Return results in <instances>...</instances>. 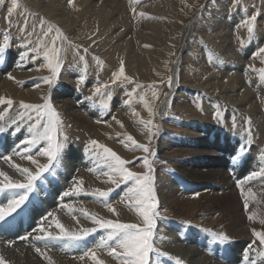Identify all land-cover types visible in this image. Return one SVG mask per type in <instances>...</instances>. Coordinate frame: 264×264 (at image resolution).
<instances>
[{
	"label": "rangeland",
	"instance_id": "1",
	"mask_svg": "<svg viewBox=\"0 0 264 264\" xmlns=\"http://www.w3.org/2000/svg\"><path fill=\"white\" fill-rule=\"evenodd\" d=\"M234 2L235 0H138V2L136 0H72L69 3V0H19L21 5L17 10L19 15L14 14L10 18L13 21V24L10 26L8 19H6L7 8L10 7V0H5V4L0 6V48L3 47L4 35L10 37L11 46L5 53V62L0 64V84L4 82V86H0L3 88H0L3 91L0 92V99L10 98L14 101V104L11 108L5 104H0V116L4 118L0 121V126H6L5 132L0 135V140L2 141L0 143V149L4 148L6 150L4 151V156L11 157V160H5L2 158L3 156L0 157V170H4L5 172H1L11 179H14V181L24 183L26 182L25 176L18 172L14 165H19L21 168H28L33 173L36 172L38 167L37 164H33L31 161L22 158L29 153L16 154L20 142L26 136L25 130L28 126L27 121H25L21 123L18 131L13 132L15 125L11 124V120L16 118L19 112L23 111L19 108L21 101L32 105H43L45 98H50L62 121L60 125L61 136L67 135L68 140L60 165L51 171V173L45 172L42 174L40 180L36 181L37 191L35 190L31 193L29 200L22 206L24 210L18 209L19 214H13L14 219L6 218L5 221L0 222V233L16 231L18 235L23 236V234L25 235L30 232V229L26 230L23 228V225L29 221L24 211L29 208L28 204L30 203H35L36 207L40 208V201L38 197L36 198L37 193L40 189L44 192L48 191L45 197L50 195L51 202L49 204L52 206L49 212L53 213L52 216L48 217L50 220L52 218L54 220L52 219L48 224L47 221L49 219H46L47 221H42V218L40 219L47 231L59 233V229L54 227L55 225L53 224L55 223L53 222L56 218L59 219L61 217L59 220L60 223L64 227L66 226L65 228L72 233H76V231L80 233L83 229L93 228L96 231L84 236L79 242H50L49 250H53H51V253L48 252V249L45 247L41 248L42 245L38 244L41 250L43 249L42 252L49 253H45L49 258L46 259L47 261L44 256L40 257L42 255L36 252V248L33 245H31L32 248L30 247L32 249V255H38L35 257L37 260L43 258L40 259L42 261L41 264H59L61 260V264H95V261L90 257L85 256L86 258L82 260L80 256L89 249L97 248L103 235L105 237L108 234V230L102 229L99 225L92 223L90 216L94 215L97 218L112 220L114 222L133 223L144 226L142 217L131 206L133 202L127 198L121 199L122 197H126L127 186L121 184L120 187H116L110 182H107L108 177L100 174L105 170L103 161L95 158L91 151L93 147L91 141L95 140L98 144L112 149L122 159L128 161L127 167L131 171L138 174H147L148 169L141 163V159L149 154L135 148L127 140V136L131 135L137 143L149 146L156 153L155 159L157 162L153 164L154 172L152 173L155 177L154 195L157 198L158 212L155 221L154 243L160 251L168 253L173 258L169 260L168 257H161V264H172L171 261L174 263L177 259L182 264L191 262L197 264L198 261L202 264L210 262L211 264H218L219 262L227 263L228 259L225 258V253L229 252L230 254L234 252L233 248L235 247L238 248L236 255H241L240 261L237 264H243V252L247 245L241 251L242 253L239 251V248L244 247V244L248 240L251 242L255 239L251 231L253 228L256 229L257 227L258 231L264 228V226L260 225V227L259 224L257 225L255 220L250 221L248 216L255 214V218L257 219L264 218V208L261 209L263 212L258 210L254 202L251 201L249 210H244L241 190L236 187L237 183H235L236 177L231 180L233 186H235L234 193H232L235 197L232 200L230 199L231 196L227 195L231 191L226 190L224 195L215 196L214 198L212 197L213 199L206 201L204 188L201 187L208 186L211 181L209 182L206 176L202 175L200 177L201 173L199 172L191 174L192 169L190 165L179 161L182 156H187L185 153L189 151L191 154H196L195 157L198 156L199 158L196 157L198 160L209 159V162L211 160L210 167H216V171L220 173L226 174L232 171L236 174L237 172L244 173L247 171L245 167L236 168L233 171L229 164L231 156L238 151V147H236L238 139L235 138L238 134L231 133L233 129L228 126L230 123L233 124L232 117L235 115H233L234 111L232 110H235L237 107L246 108L249 113L248 117L251 119V124L254 125L256 122V125L259 126V123H261L260 125L263 126H259L263 129V132L257 126V130L252 128L253 136L247 142L250 144V147H253V151H250L251 154L249 152L246 155L244 153L239 154L242 157L240 160L241 165L243 166L246 159L251 160V158L258 159L257 162L259 164V155L261 152H264V81H261L259 76V70H264V60H262L264 54L252 58L253 53L256 52L258 47H264V0H241V3L236 5L235 9H231L230 6ZM253 5H255V8ZM244 6L247 7L248 14L253 13L257 8L260 9L261 17L258 18L256 39L242 48L240 39L248 40V34L245 28H236V25L244 18ZM140 13L144 15L141 16ZM41 18L46 22L45 27L50 24L54 28H59L74 46L80 45V55H82L84 49L88 50L86 54L88 58L85 57L87 61L86 71L83 62L79 60L76 54H73L74 57L70 61L67 54L68 51L70 52L71 46L66 43L64 44L65 50L60 53L63 60V67L60 71L61 76L59 75L58 81L54 86H49L44 83V79L50 77L51 72L47 66V61L43 58V48L40 49L41 55L39 58L33 60L31 58L33 54L30 52L29 57L27 59L25 58V61L28 62L19 66V61H21L19 60V55L23 51L21 47L23 34L19 29L23 28L25 21H27L28 29L31 30L34 24L38 25ZM55 18L58 20H55ZM35 32L30 37L33 45H29V48L38 43L37 37L42 34L39 27L35 29ZM53 36L54 31L50 37L52 38ZM50 37L45 38V44L49 43ZM237 37H240V39ZM60 43V41H57V47H60ZM18 51L20 52L18 53ZM71 51L73 52V49ZM162 51L166 52V56ZM158 54L160 55L158 56ZM94 57H98L101 63L97 64ZM217 57L222 59L223 62L219 63ZM121 62H123L125 68V76L131 78L130 82L124 80L123 77L113 82V76L119 71ZM152 62H155V64ZM249 65L252 68H249ZM18 67H22V69H19L22 70L21 73L17 72ZM155 69L156 71H153ZM252 69H256L257 71H253ZM7 73L15 79L9 80ZM145 74L150 75H147L148 79H146ZM81 75L86 76L82 83L79 80ZM135 75L137 78L134 77ZM163 75L164 77H162ZM169 78H172L171 87L168 84ZM138 79L139 81H137ZM5 81L8 83L6 84ZM11 84L14 87H11ZM105 84L108 85L107 88L103 87ZM97 86H101L99 93L96 92ZM13 93L15 94L13 95ZM9 94H11V97ZM211 94L212 96H210ZM89 97L92 99H88ZM252 98L253 101H251ZM145 100L152 109L151 113L148 110L149 107L147 108L145 106ZM133 102L134 104L136 103L134 108ZM105 104L108 105L107 108L104 107ZM245 104L246 106H243ZM140 105L142 108H140ZM231 106L233 107L230 108ZM249 107L252 109L251 111H248L250 110ZM253 109L256 110L253 111ZM72 111L74 112L73 115L71 114ZM136 115H141L142 118L140 116L137 118ZM142 115L145 116L143 117ZM113 116L115 120L112 119ZM130 117L133 118L131 119ZM140 120H144L145 122L152 121V125H155L152 131L156 134L151 135L144 125H141ZM97 121L100 122L98 123ZM117 121L120 123H117ZM222 122L227 127L224 126L225 129L223 132L221 131L223 128H220ZM121 124H123V127L120 126ZM84 125L86 126L84 127ZM197 131L198 135L196 134ZM226 138H229L230 141L228 142ZM242 141H245L244 129L239 143ZM162 143L165 145L164 149H170V151L162 152L160 149L162 148ZM220 146L224 148L221 149ZM97 151L100 150L97 149ZM202 152H205L204 156ZM210 155L211 157H209ZM69 156L72 157L69 158ZM35 159L39 165L48 163L47 158L43 156L37 155ZM80 159H83L82 162L79 161ZM149 159L151 160L152 157H149ZM218 160L224 162V166H227L226 169L221 164L220 166L214 164ZM76 162L80 166H77L78 171L73 172V166L69 164H76ZM227 163L229 164L230 170ZM182 170H184V174H182ZM226 175L232 176L231 173ZM244 176L242 174L240 178ZM2 180L3 177H0V181ZM80 180L83 181L81 186L82 190L80 193H74L73 189L76 186V182ZM219 182L218 184H223L221 180ZM245 188H250L252 192L256 193L257 190L263 187L258 181H245ZM97 189L101 191L112 190L109 200L111 201L112 207L114 206L115 212L104 207L103 204L97 202V198L90 195ZM195 189L197 192L194 193L193 191ZM65 191H69L70 195L63 196L61 199ZM7 192L10 191L6 190V192L0 193V204L6 203L3 201L4 198L2 199V195ZM85 193L88 194L86 195ZM55 201L58 202L57 206L55 205ZM179 202H183L184 204ZM65 203L72 206V215L66 208L62 207ZM201 204L203 205L201 206ZM224 209H227V211ZM208 210L209 212H207ZM54 213L56 214L54 215ZM16 215L17 222L15 220ZM63 215L65 216L64 218ZM14 220L15 222H13ZM49 225L51 226L50 228ZM159 226L164 227L159 228ZM210 231L216 234H226L230 238V242L223 244L214 242L213 236L209 234ZM36 232L37 229L34 234ZM40 234L38 233L37 235ZM164 234H167L169 241L165 239ZM246 234L248 236L245 238ZM33 235H30L28 240H36L32 238ZM177 235L180 236L178 237ZM249 238H252V240ZM60 243L64 244V247L69 244L72 248L80 246L85 249L83 252L82 250H78L77 255L74 256L66 253L63 255L64 252L62 249H58ZM56 244L57 246H55ZM83 244L84 246H82ZM7 246L10 245L0 246L1 252L9 248ZM256 247H259L258 240L256 241ZM14 249H17V247ZM60 251L62 252L60 253ZM59 255L62 257L60 260H58ZM254 256L250 255V257ZM97 257L105 261V264H120L117 259L109 256L108 252L104 249L97 251Z\"/></svg>",
	"mask_w": 264,
	"mask_h": 264
},
{
	"label": "snow or ice",
	"instance_id": "2",
	"mask_svg": "<svg viewBox=\"0 0 264 264\" xmlns=\"http://www.w3.org/2000/svg\"><path fill=\"white\" fill-rule=\"evenodd\" d=\"M71 2L72 0H69V3ZM136 2H138V0H136ZM240 3L241 0H235V2L230 6L231 9H235L236 5ZM4 4L5 0H0V6H3ZM20 7L21 5L19 0H10V7L7 8L6 18L8 19L10 26L13 24V21L10 18L13 17L14 14L19 15L17 10ZM253 7L255 8V5H253ZM133 11H135V9H133ZM243 13L244 18L236 25V28H245L248 34V40H243L237 37L240 39L242 48L256 39L258 31V18L261 17V11L257 8L253 13L248 14V9L246 6H244ZM140 15L143 16L144 14L140 13ZM45 23L46 22L43 20V18H41L38 25L34 24L32 29L29 30L27 21H25L24 27L20 29L21 33L23 34V43L21 44L23 51L20 53V60L23 62L25 58L29 57L30 52L33 54L31 57L33 60L39 58L41 55L40 49L43 48V57L47 61V66L51 72V76L46 77L44 79V83L48 84L49 86H54L58 81L61 68L63 67V60L60 53L65 50V43L73 48V51L79 57V60L83 62L85 71L87 69V61L85 60L84 56L79 54V46H74L59 28H54V26L50 24L45 27ZM37 27L41 29L42 34L37 37L38 43L29 48V45H33V41L30 37L35 33V29ZM53 31L54 36L49 40L48 44H45V38L50 37ZM3 41V47L0 48V64L5 62V53L11 46L10 37L8 35L3 36ZM57 41L61 42L60 47H57ZM201 43H203V41H201ZM83 51L85 54H87L88 50L84 49ZM261 54H264V47H258L256 52L253 53L252 58L261 56ZM94 59L96 60L97 64L101 63L98 57H94ZM217 59L219 60V63L223 62L222 59ZM262 60H264V57H262ZM249 68H252V66L249 65ZM252 70L257 71L256 69ZM259 76L261 81H264V70H259ZM121 77L129 82L131 80L130 77L125 76L123 62H121L119 71L114 74L113 82L120 80ZM8 78L13 80L15 79L11 75H9ZM83 78V75H81L79 80L82 82ZM249 83H251V81H249ZM168 84L170 87L172 86V78H169ZM103 87L107 88L108 85L105 84ZM100 90L101 86H97L96 92L99 93ZM88 99L92 98L89 97ZM0 104H5L11 108V106L14 104V101L10 98L0 99ZM145 106L149 107L146 100ZM104 107L107 108L108 105L105 104ZM19 108L23 111L19 112L18 116L11 120V124L15 125L13 132L18 131L21 123L25 121H27L28 126L25 130L26 136L20 142L16 154L21 155L22 153H29L22 158L31 161L33 164H37L38 167L36 172L33 173L28 168H21L19 165H14L17 171L25 176L26 182L24 183L13 181L3 172H0V177H3V180L0 181V193L5 192V190H8L12 193L11 197L6 203L0 204V222L5 221L6 218L14 219L15 217L13 214L15 213L18 215V209L24 210L22 206H24L25 202L29 200V195L36 190V181L40 180L43 173H51V171L60 165L68 140L67 135L61 136L60 125L62 124V121L60 120L59 113L54 108L50 98H45V103L43 105H32L21 101L19 103ZM151 111L152 109L149 107V112L151 113ZM3 119V116H0V121ZM112 119L115 120V117L113 116ZM232 119L233 128H236L237 125L235 116H233ZM97 122L99 123L100 121ZM117 123L120 122L117 121ZM140 123L144 125L151 135L156 134L152 131V128L155 127V125H152V121L145 122L144 120H140ZM120 126L123 127V124ZM5 130L6 126H0V134L4 133ZM244 136L245 141L241 142L237 153H234L230 158L233 171H235V166L242 159L239 154L244 153L246 155L251 151L250 144L247 142L253 136L250 118L245 119ZM127 140L130 141L131 144L135 146V148L149 154L148 156H145L141 159V163L148 169L147 174H138L131 171L127 167L129 163L128 161L122 159L112 149L98 144V142L95 140L91 141V145L93 146L91 151L95 158L103 161L105 170L100 174L108 177L107 182H110L116 187H120L121 184L127 186L126 197H122L121 199L127 198L129 201L133 202L131 206L142 217L144 226H139L133 223L114 222L112 220L97 218L94 215L90 216L92 223L99 225L102 229L108 230V234L101 239V242L97 245V248L87 250L83 255L80 256V259L83 260L85 256H88L93 261H95V264H105V261L100 260L97 257V251L99 249H104L108 252L109 256L117 259L120 264H161V257H168L169 260L173 258L169 256L168 253L160 251L154 243V230L156 229L155 221L158 216V212L157 198L154 195L155 177L152 175V173L154 172L153 164L157 162L155 159L156 153L152 151L149 146L137 143L131 135L127 136ZM33 149H35V151H33ZM97 149L100 151H97ZM37 155L46 157L48 163L45 165H39L38 161L35 159V156ZM149 157H152V159L150 160ZM2 158L5 160H11L10 156H3ZM245 181H258L261 183L262 187H264V152H261L259 155L258 168L252 169L244 177L237 180V187L240 188L241 196L243 197L244 210L248 211L250 202L255 197V193L252 192L250 188H245ZM82 184V180L76 182L73 192L80 193L82 190ZM111 191V189L108 191H101L97 189L94 190L90 195L97 198V202L103 204L104 207L108 208L112 212H115V209L112 207L111 201L109 200ZM85 194L87 195L88 193ZM68 195H70V192L65 191L62 194L61 199L63 196ZM62 207L66 208L70 213L73 212V208L69 204H63ZM85 214L87 215V213ZM52 215L53 213L49 212L45 217H42V220H46L48 216ZM248 219L250 221L255 220V214H250ZM54 223L55 227L59 229V233L47 231L46 228L41 224L37 229L41 234L36 235L34 238L38 241L47 242H79L84 236L96 231V229L93 228L83 229L80 233H72L67 230L58 219H55ZM259 223L264 225V218H261ZM251 231L255 239L247 245L245 251L243 252V264H264V232L258 231L255 228H253ZM209 234L213 236L214 242L218 244L230 242V238L226 234H216L212 233L211 231ZM20 239L27 240L28 236H21ZM257 240L259 241L258 248L256 247ZM48 247L49 244L46 243L45 248L47 249ZM250 251H255L256 257H250ZM36 252L44 256L45 259H49L45 253L41 251V248L37 247ZM0 264H5L3 258H0ZM175 264H182V262L177 259Z\"/></svg>",
	"mask_w": 264,
	"mask_h": 264
},
{
	"label": "bare ground",
	"instance_id": "3",
	"mask_svg": "<svg viewBox=\"0 0 264 264\" xmlns=\"http://www.w3.org/2000/svg\"><path fill=\"white\" fill-rule=\"evenodd\" d=\"M89 1V0H88ZM33 2V1H32ZM41 2V1H40ZM21 3V2H20ZM91 3V2H90ZM23 5V4H22ZM30 6V5H29ZM33 6V5H32ZM40 6V5H39ZM38 6V7H39ZM23 7V6H22ZM87 7V6H86ZM24 8V7H23ZM37 8V7H36ZM27 9V8H26ZM21 10V9H20ZM19 10V11H20ZM35 10V9H34ZM86 10V9H85ZM22 11V10H21ZM26 11H28V10H26ZM37 11V10H36ZM43 12V11H42ZM44 12H46V11H44ZM108 12V11H107ZM118 12V11H117ZM47 13V12H46ZM53 14V13H52ZM51 14V15H52ZM54 14H56V13H54ZM118 14V13H117ZM46 15V14H45ZM64 15V14H63ZM55 16V15H54ZM87 16V15H86ZM69 17H70V15H69ZM68 17V18H69ZM108 17V16H107ZM50 18V17H49ZM104 18V17H103ZM57 18H55V20H56ZM62 19V18H61ZM64 19H65V17H64ZM52 20V19H51ZM58 20V19H57ZM63 20V19H62ZM73 20V19H72ZM108 20V19H107ZM226 21V20H225ZM59 22V21H58ZM64 22H65V20H64ZM76 22V21H75ZM74 22V23H75ZM108 22V21H107ZM34 23V22H33ZM62 24V23H61ZM67 24V23H66ZM71 24V23H70ZM227 25V24H226ZM73 26V25H72ZM217 26V25H216ZM215 26V27H216ZM80 27V26H79ZM63 28V27H62ZM82 28V27H81ZM79 29V28H78ZM20 30V29H19ZM69 32H70V29H69ZM36 33V32H35ZM74 33V32H73ZM110 33V32H109ZM72 34V33H71ZM209 34V33H208ZM67 35V34H66ZM51 38V37H50ZM76 38V37H75ZM240 38V37H239ZM19 39V38H18ZM76 41V40H75ZM49 42V41H48ZM61 44V43H60ZM80 46V45H79ZM67 47V46H66ZM81 47V46H80ZM118 47H120V46H118ZM68 49V48H67ZM71 49H73L72 47L70 48V52L68 51V54H67V56H68V58L70 59V61H71V59H72V57H74V55L73 54H76L74 51L72 52L71 51ZM226 49V48H225ZM15 52V51H14ZM20 51H18V53H19ZM162 52H164V55H165V51H162ZM155 53V52H154ZM146 54V53H145ZM114 55V54H113ZM121 55V54H120ZM156 55V54H155ZM160 54H158V56H159ZM162 55V54H161ZM82 56H84V57H87L86 56V54L84 53V52H82ZM119 56V55H118ZM157 56V55H156ZM166 56V55H165ZM167 56H169V55H167ZM229 56V55H228ZM160 57H162V56H160ZM164 57V56H163ZM19 58H20V55H19ZM44 58V57H43ZM65 58H66V55H65ZM64 58V59H65ZM88 58V57H87ZM146 58V57H145ZM144 58V59H145ZM151 59H152V57H150ZM149 58V59H150ZM165 58V57H164ZM218 58V57H217ZM27 59V58H26ZM68 59V60H69ZM17 60V59H16ZM20 60V59H19ZM125 60V59H124ZM146 60V59H145ZM154 60H156V59H154ZM159 60H160V58H159ZM162 60V59H161ZM167 60V59H166ZM147 61H148V59H147ZM146 61V62H147ZM150 61V60H149ZM164 61V60H163ZM162 61V62H163ZM20 63H19V66L20 65H23V63H25V62H28V61H25V59L23 60V62H21V61H19ZM67 62V61H66ZM156 62V61H155ZM155 62H152L153 64H155ZM158 62V61H157ZM166 62V61H165ZM69 63V62H68ZM136 63V62H135ZM144 63V62H143ZM168 63V62H167ZM251 63V62H250ZM93 64V63H92ZM159 64V63H158ZM164 64V63H163ZM65 65V64H64ZM160 65V64H159ZM170 65H171V63H170ZM189 65V64H188ZM18 66V65H17ZM79 66V65H78ZM145 66V65H144ZM173 66V65H172ZM149 67H150V63H149ZM153 67V66H152ZM157 67V66H156ZM141 68H143V67H141ZM19 69H22V67L21 68H17V72L18 73H21V71L22 70H19ZM137 69V68H136ZM150 69H154V68H150ZM159 69V68H158ZM46 70V69H45ZM138 70V69H137ZM145 70H147V69H145ZM135 71V70H134ZM142 71H144V70H142ZM141 71V72H142ZM152 71V70H151ZM153 71H156V69L155 70H153ZM247 71V70H246ZM139 72V71H138ZM137 72V73H138ZM146 72V71H145ZM150 72V71H149ZM148 72V73H149ZM17 73V74H18ZM147 73V72H146ZM158 73V72H157ZM5 74H6V72H5ZM8 74V73H7ZM9 75V74H8ZM19 75V74H18ZM25 75V74H24ZM146 75V74H145ZM147 75H149V74H147ZM147 75H146V77H147ZM159 75V74H158ZM168 75V74H167ZM7 76V75H6ZM60 76H61V74H60ZM73 76V75H72ZM137 76H139V75H137ZM140 76H141V74H140ZM140 76H139V78H140ZM143 76V75H142ZM150 76V75H149ZM17 77V76H16ZM36 78H37V76H35ZM64 77V76H63ZM135 78H137L136 77V75L134 76ZM156 77V76H155ZM162 77H164V75L162 76ZM169 77V76H168ZM9 79V78H8ZM146 79H148V77L146 78ZM151 79V78H150ZM149 79V80H150ZM153 79V78H152ZM156 79V78H155ZM181 79V78H180ZM10 80V79H9ZM19 80H20V78H19ZM143 80H145L144 78H143ZM158 80V79H157ZM4 81V80H3ZM2 81V82H3ZM13 81V80H12ZM11 81V82H12ZM63 81V80H62ZM137 81H139V79L137 80ZM141 81H142V78H141ZM6 82V81H5ZM10 82V81H9ZM86 82V81H85ZM84 82V83H85ZM98 82V81H97ZM144 82H146V81H144ZM152 82H154V81H152ZM8 82H6V84H7ZM16 83V82H15ZM90 83V82H89ZM4 84V82L3 83H1L0 84V86H4L3 85ZM17 84V83H16ZM66 84V83H65ZM95 84V83H94ZM124 84V83H123ZM9 85H10V83H9ZM14 85V84H13ZM83 85V84H82ZM162 85V84H161ZM247 85V84H246ZM132 86V85H131ZM149 86V85H148ZM150 86H151V84H150ZM149 86V87H150ZM183 86V85H182ZM9 87V86H8ZM11 87H14V86H12V84H11ZM19 87V86H18ZM129 87V86H128ZM153 87V86H152ZM165 87V86H164ZM246 87V86H245ZM1 88V87H0ZM24 88V87H23ZM63 88V87H62ZM84 88H85V86H84ZM89 88V87H88ZM1 89H3V88H1ZM0 89V92H3L2 90ZM19 89V88H18ZM156 89H157V87H156ZM257 89V88H256ZM5 90V89H4ZM7 90V89H6ZM10 90H12V89H10ZM14 90V89H13ZM41 90V89H40ZM85 90V89H84ZM147 90V89H146ZM154 90V89H153ZM8 91V90H7ZM6 91V92H7ZM21 91V90H20ZM26 91H28V90H26ZM149 91V90H148ZM22 92H24V90H22ZM21 92V93H22ZM38 92H40V91H38ZM142 92V91H141ZM140 92V93H141ZM5 93V92H4ZM18 93H20V92H18ZM26 93V92H25ZM28 93V92H27ZM30 93V92H29ZM32 93V92H31ZM126 93V92H125ZM15 93H13V95H14ZM89 94V93H88ZM201 94V93H200ZM6 95H8V94H6ZM10 95V97H11V94H9ZM23 95V94H22ZM26 95V94H25ZM30 95V94H29ZM38 95H39V93H38ZM42 95V94H41ZM17 96V95H16ZM31 96V95H30ZM40 96V95H39ZM57 96V95H56ZM144 96V95H143ZM176 96V95H175ZM179 96V95H178ZM210 96H212V94L210 95ZM214 96V95H213ZM13 97V96H12ZM15 97V96H14ZM18 97V96H17ZM16 97V98H17ZM233 97V96H232ZM251 97V96H250ZM256 97V96H255ZM24 98H25V96H24ZM28 98V97H27ZM32 98V97H31ZM140 98V97H139ZM171 98V97H170ZM176 98H177V96H176ZM249 98V97H248ZM258 98V97H257ZM22 99V98H21ZM146 99V98H145ZM244 99V98H243ZM18 100V99H17ZM22 100H24V99H22ZM28 100V99H27ZM139 100V99H138ZM157 100V99H156ZM155 100V101H156ZM225 100H226V98H225ZM228 100V99H227ZM238 100V99H237ZM231 101H233V100H231ZM239 101V100H238ZM243 101V100H242ZM244 101H245V99H244ZM246 101H248V100H246ZM251 101H253V98H252V100ZM256 101V100H255ZM58 102H59V99H58ZM240 102H241V100H240ZM138 103V102H137ZM228 103V102H227ZM226 103V104H227ZM234 103V102H233ZM236 103V102H235ZM246 103V102H245ZM257 103V102H256ZM133 104H134V102H133ZM136 104V103H135ZM135 104H134V106H133V108L135 107ZM222 104V103H221ZM240 104V103H239ZM66 105V104H65ZM69 105H70V103H69ZM138 105V104H137ZM158 105V104H157ZM232 105V104H231ZM243 106H246V104L245 105H243ZM248 106V105H247ZM250 106V105H249ZM256 106V105H255ZM71 107V106H70ZM69 107V108H70ZM75 107V106H74ZM83 107V106H82ZM137 107V106H136ZM157 107V106H156ZM175 107V106H174ZM224 107V106H223ZM233 106H231L230 108H232ZM254 107V106H253ZM140 108H142L141 107V105H140ZM148 108V107H147ZM250 108V107H249ZM225 109V108H224ZM75 110V109H74ZM95 110V109H94ZM143 110V109H142ZM149 110V109H148ZM160 110V109H159ZM226 110V109H225ZM232 110V109H231ZM252 109L250 108V110H248V111H251ZM254 110H256V109H253V111ZM138 111V110H137ZM146 111H147V109H146ZM169 111V110H168ZM232 111H234V114L233 115H235L236 117H235V119H236V123H237V127H236V130H234V128H233V124L232 123H230V125L228 124V126L230 127V128H232L233 129V131H231V133H235V135L236 134H238L235 138L236 139H238V142H237V145H236V147H239V145L241 144V143H239L240 142V140H241V136H242V134H243V126H245V119L249 116V113L247 112V110H246V108L244 109V107H237L235 110H232ZM76 112H77V110H76ZM139 112V111H138ZM156 112V111H155ZM154 112V113H155ZM222 112H226V111H222ZM221 112V113H222ZM118 113V112H117ZM233 113V112H232ZM256 113V112H255ZM258 113V112H257ZM72 115L74 114V112L72 111V113H71ZM142 114V113H141ZM80 115V114H79ZM138 115V114H137ZM136 115V116H137ZM169 115V114H168ZM254 115V114H253ZM78 116V115H77ZM140 117H141V115H139ZM139 116H137V118L139 117ZM143 117L145 116V115H142ZM220 116V115H219ZM69 117H70V115H69ZM82 117H84V116H82ZM148 117V116H147ZM171 117V116H170ZM254 117V116H253ZM125 118V117H124ZM128 118V117H127ZM131 119L133 118V117H130ZM137 118H135V119H137ZM142 118V117H141ZM177 118V117H176ZM181 118V117H180ZM190 118V117H189ZM249 118V117H248ZM260 118V117H259ZM258 118V119H259ZM78 119V118H77ZM140 119V118H139ZM145 119H146V117H145ZM144 119V120H145ZM173 119V118H172ZM225 119V118H224ZM223 119V120H224ZM122 120V119H121ZM120 120V121H121ZM219 120V119H218ZM85 121V120H84ZM136 121V120H135ZM139 121V120H138ZM172 121V120H171ZM192 121V120H191ZM217 121V120H216ZM74 122H76V121H74ZM132 122V121H131ZM233 122V121H232ZM83 123V122H82ZM123 123V122H122ZM135 123V122H134ZM195 123V122H194ZM256 123V122H255ZM254 123V125L253 124H251V127L254 129V130H257V127L259 128V130L261 131V132H263V129H261L260 127H263V126H261L260 124L261 123H259V126L258 125H256ZM78 124V123H77ZM76 124V125H77ZM140 124V123H139ZM139 124H138V126H139ZM79 125V124H78ZM81 125H83V124H81ZM142 125V124H141ZM86 125H84V127H85ZM136 126V125H135ZM166 126H167V124H166ZM165 126V128H167ZM208 126H210V125H208ZM224 126L225 125H223V122L220 124V128H223V130L221 129V131L223 132L224 131ZM257 126V127H256ZM81 127V126H80ZM88 127V126H87ZM226 127V126H225ZM142 128V127H141ZM144 128V127H143ZM227 128V127H226ZM129 129V128H128ZM175 129H177V128H175ZM203 129V128H202ZM138 130V129H137ZM144 130V129H143ZM165 130V129H164ZM90 131V130H89ZM99 131V130H98ZM139 131V130H138ZM146 131V130H145ZM94 132V131H93ZM143 132V131H142ZM212 132V131H211ZM214 132V131H213ZM226 132V131H225ZM191 133H192V131H191ZM198 133V131L196 132V134ZM144 134V133H143ZM148 134V133H147ZM194 134H195V132H194ZM195 134V135H196ZM211 134V133H210ZM215 134V133H214ZM1 135V134H0ZM133 135V134H132ZM146 135V134H145ZM190 135V134H189ZM198 135V134H197ZM203 135V134H202ZM234 135V136H235ZM149 136V135H148ZM146 137H147V135H146ZM136 138H137V136H136ZM148 138V137H147ZM147 138H146V140H147ZM192 138V137H191ZM138 139V138H137ZM143 139H145V138H143ZM193 139V138H192ZM227 139V141L229 142L230 141V139L229 138H226ZM148 140H149V138H148ZM255 140V139H254ZM19 142V141H18ZM0 143H2V141L0 140ZM142 143V142H141ZM167 143V142H166ZM255 144H256V142H255ZM7 146V145H6ZM129 146V145H128ZM164 143H162V148H160L161 150H162V152H164V151H170V149H164ZM222 146V145H221ZM221 146H220V148H221ZM228 146V145H227ZM257 146V145H256ZM135 147V146H134ZM224 148V147H223ZM223 148H221V149H223ZM192 149V148H191ZM229 149V148H228ZM190 150V149H189ZM193 150V149H192ZM208 150H210V149H208ZM251 150L253 151V147H251ZM4 151H6L4 148H1L0 149V157H2V156H4ZM69 151H71V150H69ZM181 151V150H180ZM179 151V152H180ZM206 151V150H205ZM182 152H186V151H182ZM194 152V151H193ZM221 152V151H220ZM203 153V152H202ZM250 153V152H249ZM179 154V153H178ZM185 154H187V156H182L181 157V159L179 160V161H183V163L184 164H186V165H190V167H191V169H192V173L191 174H193V173H195V172H199V173H201V175H200V177L203 175V176H206V179H208L209 180V182L211 181V183L208 185V186H205V187H201V188H204L203 190H204V192H205V195H204V197H205V200L206 201H209L210 199H213L215 196H220V195H224V193H225V191L226 190H229V191H231V192H229L227 195H229V196H231L230 197V199L232 200L234 197H235V195H232V193H234L233 192V190H234V187L235 186H233V184H232V178H234V177H236V180H235V183H237V180L241 177V175L243 174V175H246L249 171H251L253 168H258V162H257V160L255 159V158H251V160H249V159H246V161H245V163L243 164V166L241 165L242 163L241 162H239L236 166H235V169L236 168H240V167H245V168H247V171H245L244 173H240V172H237L236 174L234 173V172H232V171H229V172H227L226 174H232V176L230 177L229 175L227 176L225 173H220V172H218V171H216V167H210V165L209 164H211L210 162H211V160H210V162H209V159L208 160H198L196 157H198V156H196L195 157V155L194 154H191L189 151H187V153H185ZM207 154V153H206ZM251 154V153H250ZM253 154V153H252ZM203 156L205 155V152L202 154ZM23 156V155H22ZM78 156V155H77ZM125 156V155H124ZM136 156V155H135ZM220 156V155H219ZM243 156V155H242ZM64 157V156H63ZM70 157H72V156H69V158ZM167 157V156H166ZM201 157V156H200ZM209 157H211V155L209 156ZM245 157V156H244ZM199 158V157H198ZM220 159V158H219ZM67 160H69L68 158H67ZM82 160L83 159H80L79 161H81L82 162ZM163 160V159H162ZM99 161V160H98ZM183 163H181V164H183ZM214 164H218V166H220V164L221 165H223L224 166V162H222V161H215V163ZM228 164V163H227ZM229 164H230V167L232 168V165H231V160H229ZM229 164H228V167H229ZM69 165H71V166H73V169H72V171L73 172H76V171H78V169H77V166H80L79 164H78V162H76V164H69ZM178 165V164H177ZM67 167V166H66ZM184 167V166H183ZM225 167V166H224ZM227 167V166H226ZM226 167H225V169H226ZM230 167H229V170H230ZM189 168V167H188ZM198 168H201V169H198ZM68 169V168H67ZM187 169V168H186ZM233 169V168H232ZM102 170V169H101ZM189 170V169H188ZM220 170V169H219ZM1 171H3V172H5L4 170H0V172ZM184 170H182L181 172H183ZM222 171V170H221ZM63 174V173H62ZM182 174H184V172L182 173ZM24 176V175H23ZM46 177V176H45ZM199 177V176H198ZM197 177V178H198ZM186 179H187V177H186ZM202 179V178H201ZM13 181H14V179H12ZM72 180V179H71ZM222 181L223 182V184L222 185H220V184H218V182L219 181ZM197 181V180H196ZM203 181V180H202ZM213 181V182H212ZM76 182V181H75ZM204 182V181H203ZM208 182V183H209ZM234 182V181H233ZM191 183V182H190ZM193 183L195 184V181L193 180ZM220 183V182H219ZM206 185H207V183H206ZM236 185V184H235ZM237 187V186H236ZM162 188V187H161ZM209 188V189H208ZM47 189V188H46ZM72 189V188H71ZM163 190H165L164 188H162ZM41 190V189H40ZM39 190V195H38V193H37V196H36V198L38 197V199H39V201H40V208H38V207H36V204L34 203H30V204H28V207L29 208H27V210L26 211H24V213L27 215V217H28V222L26 223V224H24L23 225V228H25L26 230H31V231H36V229H38L37 227H39L41 224H43L42 223V221L40 220L42 217H45L46 215H47V213H49V211L51 210V206L52 205H50L49 204V202H51V198H50V195L48 196V197H45V194L46 193H48V191L47 192H44V191H40ZM108 190V189H107ZM159 190V189H158ZM162 190V192H164ZM36 191H37V189H36ZM5 192H6V190H5ZM194 193L195 192H197V190L195 189L194 191H193ZM222 192V193H221ZM192 193V192H191ZM165 194V193H164ZM11 195H12V193H10V192H7L6 194H3L2 195V199L4 198V202H7V200L11 197ZM53 195V194H52ZM184 196V195H183ZM44 197V198H43ZM200 197V196H199ZM213 197V198H212ZM88 198V197H87ZM94 199V198H93ZM180 199V198H179ZM182 199H184V198H182ZM188 199V198H187ZM202 199V198H201ZM204 200V199H203ZM226 200V199H225ZM56 201H57V197H56ZM55 201V205L57 206L58 205V202H56ZM188 201V200H187ZM71 202V201H70ZM174 202V201H173ZM192 202V201H191ZM202 202H204V201H202ZM223 202V201H222ZM252 202H254V205H255V207L258 209V210H260V211H262L263 212V210H261L262 208H264V187L263 188H260L259 190H257V192L255 193V197H254V199L252 200ZM179 203H181V202H179ZM183 203V202H182ZM181 203V204H182ZM220 203V202H219ZM39 204V203H38ZM66 204V203H65ZM174 204V203H173ZM184 204V203H183ZM238 204V203H237ZM240 204V203H239ZM178 205V204H177ZM186 205V204H185ZM188 205V204H187ZM199 205V204H198ZM203 204H201V206H202ZM181 207H182V205H180ZM114 207V206H113ZM175 207L177 208V206L175 205ZM184 208H185V206H183ZM212 207V206H211ZM163 208V207H162ZM171 208V207H170ZM174 208V207H173ZM180 208V207H179ZM190 208V207H189ZM230 208V207H229ZM242 208V207H241ZM175 209V208H174ZM209 209V208H208ZM217 209V208H216ZM235 209V208H234ZM253 209H255V208H253ZM55 210H56V207H55ZM54 210V211H55ZM65 210V209H64ZM176 210V209H175ZM180 210H181V208H180ZM188 210H190V209H188ZM199 210H200V208H199ZM198 210V211H199ZM215 210V209H214ZM224 210H226L227 211V209H224ZM232 210V209H231ZM53 211V210H52ZM178 211V210H177ZM176 211V212H177ZM183 211V210H182ZM203 211H204V209H203ZM221 211V210H220ZM229 211V210H228ZM233 211V210H232ZM252 211H254V210H252ZM180 212V211H179ZM185 212V211H184ZM205 212V211H204ZM207 212H209V210L207 211ZM238 212H239V210H238ZM258 213H259V211H257ZM58 213V212H57ZM65 213V212H64ZM82 213V212H81ZM229 213H231V212H229ZM228 213V214H229ZM242 213V212H241ZM56 213H54V215H55ZM63 214V213H62ZM129 214V213H128ZM162 214V213H161ZM194 214H195V212H194ZM209 214V213H208ZM211 214H213V213H211ZM226 214H227V212H226ZM237 214V213H236ZM45 215V216H44ZM71 215H72V213H71ZM165 215V214H164ZM191 215V214H190ZM192 215H193V213H192ZM224 215V214H223ZM243 215V214H242ZM241 215V216H242ZM258 215V214H257ZM260 215V214H259ZM61 216V215H60ZM59 216V217H60ZM85 216V215H84ZM222 216V215H221ZM238 216V215H237ZM240 216V217H241ZM261 216V215H260ZM263 216V215H262ZM25 217V216H24ZM65 216L63 215V218H64ZM204 217V216H203ZM62 218V217H61ZM61 218H59L58 220H60ZM75 218V217H74ZM243 218H244V216H243ZM47 219H49V217L47 218ZM53 220H54V218H52ZM51 219V220H52ZM57 219V218H56ZM66 219V218H65ZM214 219V218H213ZM217 219H218V217H217ZM16 222H17V215H16ZM15 220L13 221V222H15ZM50 219L47 221V223L49 224V222L51 221ZM160 220V219H159ZM243 220V219H242ZM259 220L260 219H257V218H255V221H256V223H257V225L259 224V226L261 225L260 223H259ZM33 221V222H32ZM64 221V220H63ZM174 221V220H173ZM184 221V220H183ZM227 221V220H226ZM231 221V220H230ZM217 222V221H216ZM228 222V221H227ZM12 223V222H11ZM46 223V222H45ZM54 223V222H53ZM248 223V222H247ZM252 223V222H251ZM251 223H250V225H251ZM164 224V223H163ZM53 225H55V224H53ZM162 225V224H161ZM240 225H241V223H240ZM244 225H245V223H244ZM97 226V225H96ZM261 226H264V225H261ZM260 226V227H261ZM46 227H48V226H46ZM51 227V226H50ZM49 227V228H50ZM55 227V226H54ZM66 227V226H65ZM94 227V226H93ZM160 227H164V226H159V228ZM209 227V226H208ZM243 228H244V226H243ZM250 228H251V226H250ZM15 229V228H14ZM230 229H232V228H230ZM98 230V229H97ZM205 230V229H204ZM256 230H257V227H256ZM263 230H264V228H261V230L260 231H262L263 232ZM21 231V230H20ZM57 231V230H56ZM59 231V230H58ZM161 231V230H160ZM164 231V230H163ZM249 231V230H248ZM77 232H79V231H76V233ZM162 232V231H161ZM160 232V233H161ZM173 232V231H172ZM240 232H241V230H240ZM245 232V231H244ZM250 232V231H249ZM249 232H247V233H249ZM39 232H38V230H37V232L32 236V238H34L37 234H38ZM164 233V232H163ZM155 234V233H154ZM167 234H169V233H167ZM167 234H164L165 235V239L166 240H168L169 241V239H168V236H167ZM179 234V233H178ZM24 235V234H23ZM238 235V234H237ZM21 235H18V233L15 231V232H4V233H0V246H5V245H10V246H7V247H9V248H7L5 251H3V252H1V250H0V258H3V260H4V262H5V264H41V260L40 259H43V258H39V260H37L35 257H37V256H35L36 254H33L32 255V246L31 245H33L34 246V248H37V247H39L40 248V246L38 245V244H40V245H42V247L41 248H43V247H45V244L46 243H48L49 244V247H50V242H47V241H38V240H34V239H30V240H28L27 242H19V243H14V244H12L11 242H12V240L13 239H17V238H19ZM178 236V235H177ZM180 236V235H179ZM178 236V237H179ZM204 236V235H203ZM248 235L246 234V236H245V238L247 237ZM253 236V235H252ZM103 237H104V235H103ZM183 237V236H182ZM187 237V236H186ZM240 237V236H239ZM242 237V236H241ZM183 239V238H182ZM185 239V238H184ZM193 239V238H192ZM232 239V238H231ZM250 239V238H249ZM98 240H100L99 238H98ZM186 240H187V238H186ZM250 240H252V238L250 239ZM254 240V239H253ZM175 241H176V238H175ZM179 241H180V239H179ZM188 241V240H187ZM247 241V240H246ZM66 242V241H65ZM86 242V241H85ZM100 242V241H99ZM248 242H249V240H248ZM243 243L244 244V247H241V248H239V251L241 252L244 248H245V246L246 245H248L249 243ZM6 243H8V244H6ZM57 243V242H56ZM167 243V242H166ZM169 243V242H168ZM188 243V242H187ZM186 243V244H187ZM55 244V243H54ZM59 244V243H58ZM182 244V243H181ZM184 244V243H183ZM87 245V244H86ZM194 245V244H193ZM258 245V244H257ZM19 246H21L20 248H18ZM55 246H57V244L55 245ZM82 246H84V244L82 245ZM91 246H92V244H91ZM182 246V245H181ZM17 247V249H14V248H16ZM31 247V248H30ZM47 248L48 249V252H50L51 253V250H49L50 248ZM53 247V246H52ZM66 247V248H65ZM64 247V244H61L60 243V245L58 246V249H62V251L64 252L63 253V255H65V253L66 254H69V255H71V256H74V255H77V253H78V250L80 251V250H82V252L84 251V249L85 248H82V247H80V246H78L77 248H72L71 247V245H66ZM176 247V246H175ZM196 247V246H195ZM57 248V247H56ZM183 248V247H182ZM198 249V248H197ZM202 249V248H201ZM43 250V249H42ZM41 250V251H42ZM188 250V249H187ZM195 250H196V248H195ZM33 251H34V249H33ZM53 251V250H52ZM54 251H55V248H54ZM62 251H60V253L62 252ZM233 251L234 252H232V253H230L229 254V252H227V253H225V258H227L228 259V262L227 263H221V262H219L218 264H237V263H239V261H240V258H241V255L240 256H237L236 255V253H238V248L237 247H235V248H233ZM44 252V251H43ZM81 252V253H82ZM174 252V251H173ZM194 252V251H193ZM46 253V252H45ZM180 253V252H179ZM195 253V252H194ZM193 253V254H194ZM242 253V252H241ZM46 254H49V253H46ZM45 254V255H46ZM55 254V253H54ZM57 254H59V253H57ZM181 254V253H180ZM192 254V255H193ZM249 254L250 255H252V256H254V255H256V252L255 251H250L249 252ZM40 255V254H39ZM50 255H52V254H50ZM68 255V256H69ZM191 255V254H190ZM197 255H198V253H197ZM200 255V254H199ZM47 256V255H46ZM55 256V255H54ZM62 256V255H61ZM40 257H43V256H40ZM51 257V256H50ZM77 257V256H76ZM254 257H256V256H254ZM60 258H62V257H60V255H59V259L58 260H60ZM73 258V257H72ZM86 258V257H85ZM209 258V257H208ZM51 259H52V257H51ZM53 259H55V258H53ZM64 259V258H63ZM179 259H180V257H179ZM182 259V258H181ZM198 259V258H197ZM201 259V258H200ZM210 259V258H209ZM213 259V258H212ZM214 259H216V258H214ZM217 259H219V258H217ZM46 260V259H45ZM176 260V259H175ZM47 261V260H46ZM66 261V260H65ZM69 261V260H68ZM74 261V260H73ZM180 261V260H179ZM213 261V260H212ZM45 262V261H44ZM56 262V261H55ZM54 262V263H55ZM64 262V261H63ZM194 262H195V260H194ZM206 262V261H205ZM62 263V260L59 262V264H61ZM70 263H71V261H70ZM175 263V262H174ZM201 263V262H200ZM199 263V261H198V263L197 264H200ZM212 263H214V262H212ZM217 263V262H216ZM48 264V263H47ZM51 264V263H50ZM173 264V263H172ZM187 264H196V263H187ZM202 264V263H201ZM203 264H211V262L210 263H203Z\"/></svg>",
	"mask_w": 264,
	"mask_h": 264
}]
</instances>
